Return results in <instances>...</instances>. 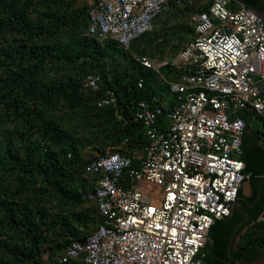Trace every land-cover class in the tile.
I'll list each match as a JSON object with an SVG mask.
<instances>
[{"label": "built area", "instance_id": "1", "mask_svg": "<svg viewBox=\"0 0 264 264\" xmlns=\"http://www.w3.org/2000/svg\"><path fill=\"white\" fill-rule=\"evenodd\" d=\"M185 2L194 5L187 13L193 39L173 58L136 57L169 74L161 96L136 104L133 120L145 140L138 148L123 139L88 152L81 197L101 220L63 247L59 263L200 264L209 226L233 208L244 179L242 113L264 122V19L238 0H92L86 33L128 50ZM98 81L87 75L84 86L95 89ZM116 102L107 90L97 106Z\"/></svg>", "mask_w": 264, "mask_h": 264}, {"label": "trees", "instance_id": "2", "mask_svg": "<svg viewBox=\"0 0 264 264\" xmlns=\"http://www.w3.org/2000/svg\"><path fill=\"white\" fill-rule=\"evenodd\" d=\"M75 1L0 0V33L12 31L24 40L23 49H0V66L4 69L0 73V104L5 110L0 113V121L4 116L2 121L15 126V135L0 139V264H84L80 260L59 263L57 258L64 246L83 239L101 220L94 203L81 197L89 186L84 168L88 152L103 150L123 139L130 148L141 146L145 140L143 128L133 120L136 104L152 95L161 96L166 89L155 71L129 56L130 49L150 33L133 41L128 50L113 40L99 41L86 33L89 5L77 7ZM208 6L206 3L202 9L207 11ZM173 8L185 11L187 16L194 5L185 2L182 9ZM189 29L191 41L194 31L191 25ZM120 58H128L129 65L122 66ZM55 64H61L57 67L61 73L50 77L48 68ZM90 74L99 75L95 89L84 86ZM107 90L114 91L116 104L98 107L97 101ZM59 101L72 108L73 114L78 105L90 103L98 117L107 120L106 127L99 131L103 139L76 137L54 112ZM242 116L264 154L263 120L252 113L243 112ZM241 158L244 161L243 154ZM245 169L246 165L243 181L264 177ZM9 173L16 176L13 188L3 183ZM29 189L31 195H26ZM86 202L93 207L85 208ZM263 212L264 208L247 226L264 228V220L259 221ZM49 233L61 239L51 240ZM254 233L248 229L242 232L235 249L250 252L264 248V236ZM50 240V261L44 262V245ZM213 244L208 235L204 256Z\"/></svg>", "mask_w": 264, "mask_h": 264}, {"label": "rangeland", "instance_id": "3", "mask_svg": "<svg viewBox=\"0 0 264 264\" xmlns=\"http://www.w3.org/2000/svg\"><path fill=\"white\" fill-rule=\"evenodd\" d=\"M90 1L92 0H76L74 4L77 7H82L84 5H89ZM156 24L161 28H158L157 30L153 31V33L142 37L140 39L139 45L133 46V48L130 49L129 56L134 61L136 60V57L144 51L145 53L151 52L152 56H154V54L158 55L157 58H173L192 37V33L189 29L190 25L188 24L187 16L183 10H178L172 7L168 13L157 20ZM23 41V36L21 34H17L12 31H4L0 33V49L7 47L13 50L23 49L24 47L21 46ZM159 49H161V51ZM0 59H3V57ZM119 61L122 63V66L126 63L129 65L128 58L125 59V61L123 58H120ZM59 65L61 64L49 66L50 68H48L47 72L48 76H59L61 73L57 68ZM3 70V67L0 66V73H2ZM1 106L2 105L0 104V113L3 114L5 110ZM71 110L72 108L63 106L59 101L57 102V107L55 108L54 112L57 114V117L69 125V129L73 130L76 137H82L83 140L87 141H92L96 138L101 139V137L103 139V135L100 134L99 131L101 132V129L106 127L107 120H103L102 117H98V115L93 111V106L90 103L83 104V106L78 105L76 108L77 112L75 114H73ZM2 118H4V116ZM2 118L0 121V139H3L4 135L13 133L15 130V126L10 124L9 121H2ZM13 135L15 134L13 133ZM85 154L87 155V152ZM1 175H3V173L0 171V176ZM15 177L16 176L14 173L5 175V179L3 180L4 185L11 184V188L15 187ZM151 187L155 188L154 186ZM26 192V195H31L30 189ZM83 206L85 208L93 207L92 204L88 202L84 203ZM261 220H264V212L259 217V221ZM247 229L249 231H255L254 236L256 237L264 236V228L258 229L255 224L247 226L243 233L246 232ZM48 238L51 240L61 239L60 237H55L54 233H49ZM239 239L240 237L238 238L237 242ZM51 240L45 243L44 249H48L50 245L49 243H52ZM49 251L50 250H47L46 252L42 253L44 262L50 261Z\"/></svg>", "mask_w": 264, "mask_h": 264}, {"label": "water", "instance_id": "4", "mask_svg": "<svg viewBox=\"0 0 264 264\" xmlns=\"http://www.w3.org/2000/svg\"><path fill=\"white\" fill-rule=\"evenodd\" d=\"M257 16L264 19V0H242ZM243 142L240 145L246 171L252 175H264V154L253 131L243 125L240 129ZM264 208V177H252L240 184L238 196L233 201V208L224 219L216 220L209 226L214 244L200 264H264V248L250 252L235 249L239 235Z\"/></svg>", "mask_w": 264, "mask_h": 264}, {"label": "crops", "instance_id": "5", "mask_svg": "<svg viewBox=\"0 0 264 264\" xmlns=\"http://www.w3.org/2000/svg\"><path fill=\"white\" fill-rule=\"evenodd\" d=\"M193 2H194V3H198V4H200V3H202V0H193ZM89 3H90V2H89ZM200 5H202V4H200ZM204 5H205V4H204ZM204 5H203V6H204ZM156 23H157V22H156ZM156 23H155V30H157L158 28L160 29L161 27H158ZM151 33H153V32H151ZM144 54H148V55L152 56V55H151V52L144 53ZM140 55H141V54H140ZM157 56H158V55H155V54H154V56H152V57L158 59ZM168 75H169V74H168V72H166V71H164L163 73L161 72V74H160V76H159V80L162 81L161 79H163V78H168V77H169Z\"/></svg>", "mask_w": 264, "mask_h": 264}]
</instances>
